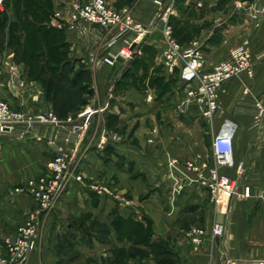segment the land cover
I'll return each mask as SVG.
<instances>
[{"label": "crops", "instance_id": "crops-1", "mask_svg": "<svg viewBox=\"0 0 264 264\" xmlns=\"http://www.w3.org/2000/svg\"><path fill=\"white\" fill-rule=\"evenodd\" d=\"M106 1L116 10L129 11L146 27L157 19L156 8L142 0ZM72 2L88 0H50L52 14L43 25L61 36L73 64L71 74L88 79L84 110H102L89 118L80 146L81 169L89 177L86 183L110 185L114 197L87 189L76 193L81 189L77 185L69 189L52 210L38 214V242L24 264H224L230 259L264 258V216L248 224L239 202L226 200L215 212L197 175L185 168L192 161L211 164V158L199 155L198 145L206 143L209 151L210 132L231 120L237 125L234 166L220 172L238 177L240 184L251 188L253 199L264 201V115L257 116L255 108L264 107V57L254 60L251 76L241 73L223 85L210 129H194V123L205 121L183 93L178 99L170 93L155 94L159 79L169 83L174 76L161 66L164 43L159 31L145 39L147 51L142 49L128 63L107 67L102 58L115 53L122 42L105 28L70 22ZM190 4L203 13L195 22L199 41L193 42L213 57L204 72L237 46L251 53L264 49V0ZM22 21L12 3L0 7V98L15 110L46 111L50 102L12 46L21 34L13 28L20 29ZM57 135V128L41 127L24 139L0 136V256H6L4 239L36 210L35 200L17 190L46 170L52 158L48 142ZM70 199L83 200L88 208H68L65 202ZM143 214L151 223L147 243L128 235L130 225L144 227ZM219 215L226 233L214 241L211 229ZM194 229L204 234L196 252L191 244ZM159 246H167L169 254Z\"/></svg>", "mask_w": 264, "mask_h": 264}, {"label": "built area", "instance_id": "built-area-1", "mask_svg": "<svg viewBox=\"0 0 264 264\" xmlns=\"http://www.w3.org/2000/svg\"><path fill=\"white\" fill-rule=\"evenodd\" d=\"M194 3L195 0H185ZM4 0H0V6ZM157 10V19L146 27L125 10L110 7L106 0H88V3L72 2L68 7V18L72 23H86L107 29L112 38L122 42V46L112 54L102 58L107 67H115L119 62L132 61L141 51L145 39L158 30L164 43L161 65L169 75L176 69L180 78L187 83L183 99L197 109L208 126H212L218 113V98L223 85L238 76L252 74L255 59L264 57V49L251 53L243 46L228 51L227 55L214 64L209 71L203 69V52L199 46L183 48L173 37L169 24L175 14V0H142ZM59 18V13H55ZM257 116L264 115V107L255 105ZM98 111L85 109L75 118L60 120L51 109L40 112L22 111L11 108L0 98V136H13L19 139L28 137L41 127H54L58 135L48 145L52 158L46 170L37 178L26 181L21 189L36 202V210L28 213L27 219L16 229L15 234L4 239L6 256H0V264H24L35 249L39 238L38 214L52 210L59 199L75 185L84 187L101 197H114L112 187L103 184L86 183L87 175L81 169L80 146L87 130L89 118ZM237 125L225 120L216 131L210 132L211 164L186 162L187 171L197 175L199 185L205 188L214 211L218 212L223 200L235 203L252 198L249 186L240 184L237 178L220 172V168H233V141ZM241 174L240 171L237 175ZM86 183V184H85ZM181 189V187H179ZM224 224L214 223L211 229L212 240L225 234ZM203 231L194 229L191 236L193 250L202 245ZM224 264H264V258L227 260Z\"/></svg>", "mask_w": 264, "mask_h": 264}, {"label": "trees", "instance_id": "trees-1", "mask_svg": "<svg viewBox=\"0 0 264 264\" xmlns=\"http://www.w3.org/2000/svg\"><path fill=\"white\" fill-rule=\"evenodd\" d=\"M5 1V0H4ZM10 3L17 10L19 18H22L23 26L20 29L13 28V30L19 34L12 42V46L16 52L21 56L20 60L24 62L28 69V76H30L34 70L38 71L36 81L40 80V76L51 75V79L47 82V87L54 79V91L52 93L51 99H47L51 104V110L57 116L58 119L64 120L68 116L70 105L69 101L63 95V74L66 73L65 67H59L58 64L64 59L66 55L65 47L61 42V36L54 32L51 28H47L43 25L52 14V8L50 0H6L5 6ZM174 9L176 15L169 18L170 26L174 24L172 28V34L174 39L178 38L180 34L188 38H192L199 35V26L195 24L197 20L202 18V11L196 10L191 4H186L185 0H175ZM5 17H2L1 26L4 24ZM29 18H31L29 20ZM185 40V37L178 38L177 40ZM22 40V42H20ZM176 40V42H177ZM178 43V42H177ZM145 50V49H144ZM148 49L146 48V51ZM40 65H38V64ZM34 65V66H33ZM56 74L57 77H53ZM83 75L75 74V79L72 80V84L81 82ZM86 78V77H84ZM34 79V78H33ZM38 79V80H37ZM159 81V80H158ZM74 82V83H73ZM158 85V84H157ZM86 85H80L77 94L80 95L82 92V87ZM46 87V89H48ZM90 93V91H88ZM165 93L164 90L160 91L158 94ZM48 93L45 90V97L48 98ZM87 104L84 100L81 105L85 106ZM80 105V102H79ZM144 221L148 222L149 227L144 232L143 226L141 225H130L129 227V237L137 242H149L151 237V223L149 219ZM142 234L144 236H142ZM137 238H139L137 240ZM161 252H167V248H162Z\"/></svg>", "mask_w": 264, "mask_h": 264}, {"label": "rangeland", "instance_id": "rangeland-1", "mask_svg": "<svg viewBox=\"0 0 264 264\" xmlns=\"http://www.w3.org/2000/svg\"><path fill=\"white\" fill-rule=\"evenodd\" d=\"M5 3H6V0L3 2V4L0 7L4 8L5 7ZM175 15H176V13L174 15L170 16V17H174ZM173 27H174V24L171 25V29ZM198 28H199V31H200V27H198ZM182 37H185V40L184 39L177 40L178 38H182ZM178 38H176V40H177L178 44L181 47H183V48L192 47L194 44H196L195 46L201 47L199 45V43L193 42V41H199L200 32H199L198 36H195V37H192V38H188V37L184 36L183 34H180L178 36ZM220 44H222V41L219 43V45ZM142 49L146 50V47L142 46L140 53L142 52ZM66 50L67 49L65 48L64 50H61V51H66ZM140 53L138 55H140ZM225 53H227V52H225ZM212 58H213L212 56L205 55V53H203V59H204L203 69H205V67H208L210 65V63L213 60ZM38 65H40V64H38ZM58 66L59 67L63 66V67H65V70H66V73L63 74L64 91L62 93H63L64 97L66 98V100H68L69 103H70V105L68 106V108H69L68 110H69L70 113L67 116L75 118V117H77L78 115H80L83 112L85 106L81 105V103L84 100L88 99V97H89L87 95L89 93L88 91H90V86H88V85L82 87V92H81L80 95L77 94V91H78L80 85H83L86 81H88V79L83 77V79H81V82L72 84V80L71 79H75V73L71 74L73 64L68 61L67 55H65L64 59L61 60V62L58 64ZM38 73H39L38 71L34 70L33 73L29 76V78L36 79ZM171 75H174V76L170 79L169 83L168 82L166 83V82H164V80H160L159 79L157 87L154 88V90L156 92L155 94H158L160 91L164 90L166 94L170 93L171 97H174L176 99L181 98V96H182L181 93H183V91L187 88L188 85H187V83H185V82H183L181 80L179 69H176L174 71V73L171 74ZM50 77H51V75H49V76L48 75H43V76L39 77L40 80L38 81V84L41 85V88H42V91H43L44 95H45V90L47 91V93L49 95L48 98H47L48 100L51 99L52 93H53V91L55 89L54 88V82H55L54 79H53V82L50 83L49 87L46 86L47 82L49 81V79H51ZM53 77H57L56 74H53ZM46 87L48 89H46ZM79 102H80V105H79ZM49 109H51V107H49ZM194 109L197 111L196 108H194ZM199 123L201 124V126H199L200 124H196V123L193 124L194 129H196V128L198 129V127L202 128V129L204 128L206 130L210 129V127L207 126V124L203 123V121H200ZM198 152H199V155L203 159H208V158L210 159L211 158L210 149L208 151V145L206 143H204V142H202V143H200L198 145ZM88 179H89V177L87 176V180ZM91 183L92 184L96 183V184L106 185L105 183H102V182H99V181H93ZM81 189L75 190L76 193H81L83 191V189H86V188L81 187ZM85 194L87 196V193H85ZM65 203H66V205H68V208H76V207L79 208V209L88 208L87 207V203L85 201H83V200L76 201V199H74V200L70 199V200H68ZM238 209L244 214L245 217H247L248 224H250L254 217L264 216V201H261L259 199L251 198V199H249L247 201L239 202L238 203ZM143 217L145 219H147L145 214H143ZM148 227H149V224H148V222L145 221L144 227H143L144 232L148 229ZM225 233H226V231H225ZM224 235L222 237H224ZM142 236H144V235L142 234ZM222 237H221V239H222ZM138 239L139 238H137V240ZM219 239L220 238H218V240ZM215 240H217V239H214V241ZM159 247L160 248H157L158 250L163 248L161 246H159ZM165 248H167V246ZM165 248H164V250H165ZM194 252H196V251H194ZM146 253H151V254L153 253L154 254V252H152V251H149V252L146 251ZM146 253L144 254V256H146Z\"/></svg>", "mask_w": 264, "mask_h": 264}, {"label": "water", "instance_id": "water-1", "mask_svg": "<svg viewBox=\"0 0 264 264\" xmlns=\"http://www.w3.org/2000/svg\"><path fill=\"white\" fill-rule=\"evenodd\" d=\"M222 221H223V219H222V216H217V218H216V223L217 224H222Z\"/></svg>", "mask_w": 264, "mask_h": 264}]
</instances>
